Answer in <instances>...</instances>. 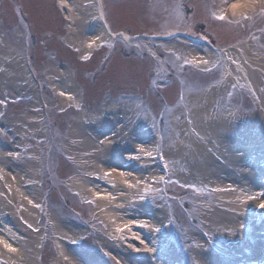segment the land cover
Returning a JSON list of instances; mask_svg holds the SVG:
<instances>
[{"label":"rangeland","instance_id":"1","mask_svg":"<svg viewBox=\"0 0 264 264\" xmlns=\"http://www.w3.org/2000/svg\"><path fill=\"white\" fill-rule=\"evenodd\" d=\"M235 2L90 0L77 6L80 0H68L76 14L102 8L115 35L82 53L84 48L68 42L79 40L73 10L68 22L56 0H0V41L10 54L0 50L2 192L10 197L8 187L16 186L7 163L28 177L20 183V200L1 208L2 218L20 233L23 250L34 242L35 264H63L65 258V264H134L143 247L157 250L159 244L179 257L161 264H193L191 253L209 246L217 264L264 259V218L249 213L233 192L264 214V123L256 118L264 120V0H255L260 7L252 18L230 11ZM229 12L242 21L230 19ZM243 44L251 64L235 50ZM57 64L67 67L76 98L67 89H62L66 98L54 91ZM106 104L108 119L95 118ZM85 115L95 122L91 130L106 127L111 133L94 139L92 152L80 154L73 136L87 133L80 126ZM140 141L148 143L151 154L164 155L168 173L158 160H143ZM103 152L140 171L139 201L119 217V222L132 218L150 226L137 233L139 242L132 237L127 245L115 242L113 226L103 220L110 207L80 192L82 179H90L83 174L96 171L84 165L97 164ZM153 173L160 182L151 181ZM168 185L171 195L165 192ZM98 194L93 195L111 197ZM156 209L163 216L159 227L168 224V234L150 238Z\"/></svg>","mask_w":264,"mask_h":264},{"label":"bare ground","instance_id":"2","mask_svg":"<svg viewBox=\"0 0 264 264\" xmlns=\"http://www.w3.org/2000/svg\"><path fill=\"white\" fill-rule=\"evenodd\" d=\"M100 0H96V2ZM236 1L235 3L241 4V3H247L250 6L246 9H239V11L246 12L247 14L253 13V11H258V8L260 6L255 5V0H234ZM68 3V1L63 0V3ZM74 3V2H73ZM90 3V0H80V3L77 4V6L81 5H86ZM69 5V6H68ZM70 9H69V8ZM67 10L69 12L68 17L73 19L72 17V10L73 14L76 15L74 20H75V28L79 33V40L76 42L73 39H70L68 42L74 46L78 47V49L84 48L82 50V53L88 52L90 46L93 48L95 47H100L102 46L105 42H107L109 39L114 38V33L110 30L107 20L105 19V16L103 14L102 8L87 10L85 12H81V10H78V13L76 14V10L72 8V3L67 4ZM71 10V11H70ZM80 30H83L87 35L82 36L84 33L81 32L80 36ZM86 30V31H85ZM125 37H128L124 33ZM84 44H88V46ZM4 43L0 41V50L2 51L3 56L8 57L10 54L9 52L3 47ZM86 50V51H85ZM236 51H238V56L240 60L244 63H249L251 64V58H249L248 52H247V45H239L237 48H235ZM243 74V68L240 70ZM54 75L51 76V80L54 83L53 84V89L54 91L59 94L60 97L66 98L64 95V90L62 89H67L69 94H72L74 98L77 97V88L73 84L72 76L67 73V67L63 66L62 64H57ZM57 84V85H56ZM60 86L62 88H60ZM81 98V97H80ZM69 100V99H68ZM74 104L80 109L82 106V100L77 99L74 100ZM108 105H105V108L96 112L94 114L95 118L103 120H107L108 117ZM113 114V113H112ZM256 118L261 121V123H264V120L258 116ZM255 118V119H256ZM87 120V121H86ZM89 119L87 118V115H85V119L80 120V126L83 129L88 128L87 133L83 132L82 134L79 132H76L73 138L75 137V143L78 146V152L80 154H86L87 152H92L93 151V140L94 139H104V136L109 133L107 132V128L103 127L100 130H91L89 128L90 125L94 124V121H88ZM100 124V123H99ZM111 124V130L116 127L115 123L110 121ZM258 124V123H257ZM106 131V132H105ZM6 136V134H5ZM110 143V142H108ZM115 144L117 143L114 142ZM140 147L142 148L143 152V160L145 162H152V158L154 161L159 162L163 168H165V172L168 173L169 170L167 169V162L168 160L164 158V155H161L160 153H157L155 150L153 154H151L150 150H148V143L140 141L138 143ZM120 146V145H119ZM110 149V148H109ZM157 149L159 152H161L162 147H158ZM99 151V150H97ZM134 151V150H132ZM3 154H0V157ZM99 159L97 160V164H91V166H88L87 164L84 165V167H87V169H93L96 170L95 174H90L88 175L87 173H84L83 176L90 178V179H82V186H81V194L84 195V193L90 192L91 194L89 197L96 199L100 206H108L110 207V213H105L103 216V220L107 221L106 224L109 225V227L113 226V239L115 242L126 244L130 240V238H134V241H140L136 235L137 232H142L144 231L147 232L145 224L139 223L137 219H132V218H127V220H120V215H123L125 212L129 211L128 209L135 204H137V201L139 199L135 196V192H137L140 186V181L138 180V177L140 175V171L136 168H134L133 164L130 163V161H123V159L119 156H114L110 154L109 152H103V154L98 157ZM132 160V158L130 159ZM14 168L13 171V176L9 177L10 180L14 181L16 186L13 187H8L9 188V193L10 197L5 196V194L2 192V187H3V182H2V176L4 173V169L0 171V264H16V261L21 262L22 264H35L34 259H35V245L33 241H30V247L31 249L23 250L22 245L20 244L18 238L20 233L14 228L13 230L6 227L5 220L2 218V214L4 211L2 209H9V206L12 205V202H18L20 200L21 196L24 194L22 189H20L23 180L25 182L28 180V177L22 176L21 175V170H16V167H14L12 164L7 163L5 168L10 169ZM134 176H130L129 174ZM124 174H127L129 176H124ZM25 177V178H24ZM83 177V178H84ZM152 182H160L161 180L159 179L156 174L153 173V176H151ZM150 180V179H149ZM168 183V182H167ZM165 183V184H167ZM113 184V185H111ZM144 186V187H143ZM19 187V188H18ZM142 187L146 189V184H143ZM168 187H165V192H168ZM60 192V198L62 199L64 205L68 207L70 205L69 198L66 196L63 190H58ZM78 192V193H80ZM108 193L111 195L110 198L107 199H98L94 195H99L98 193ZM234 193L237 194L239 200L241 203H244V205L247 206L249 213L255 214L257 216V219H262L264 218V214H260L256 208V203H254L252 200H250L247 197H243L240 195V193L236 190H233ZM94 195H93V194ZM185 196V195H183ZM10 204V205H9ZM71 206V205H70ZM187 207V205H186ZM2 208V209H1ZM170 209H172L170 207ZM32 210V208H31ZM245 210V211H246ZM171 211V210H170ZM109 215H112V217H115V219H111ZM118 218V219H116ZM154 222V225L149 229L150 235H148L150 238L155 237L157 238V235L159 236H164L167 235V226L168 224H163L162 227H159L161 223H163V216L160 213L159 209L155 210L154 218L152 219ZM222 223L225 224H230L234 225L235 220L232 221V219H223L221 220ZM220 221V222H221ZM30 222V220H29ZM32 225V222H30ZM168 223V222H167ZM238 225H242V223L237 222ZM139 226H142L144 229H140ZM54 229V228H53ZM52 229V230H53ZM264 231V228L262 229ZM19 235H18V234ZM60 236L66 239L67 236H65L63 233L57 232ZM164 233V235L162 234ZM264 236V234L262 235ZM208 237V236H207ZM129 239V240H128ZM178 241V240H175ZM158 242V241H157ZM5 244L8 245V247H5ZM127 245V244H126ZM212 245V244H211ZM162 244H159V249L155 250L152 253H149L146 247H143L141 250L142 252H138L139 254L137 257L134 256V259L136 260L134 264H161V263H167L170 261H177L178 260V255L175 252H165L164 249L161 248ZM210 247V246H209ZM209 247H201L199 251L196 253H191V259H193V264H217V261L215 260L213 253L215 252H210ZM212 250H216L213 246ZM9 248L14 249V251H10ZM98 249V252H100L101 255L106 257L107 259H112L111 255L102 250V248H98L95 246V249ZM148 248V247H147ZM130 253V249L127 250ZM247 251H251V249H248ZM189 255V252H187ZM190 256V255H189ZM68 260L67 258L64 259L63 264L67 263ZM179 261V260H178ZM259 264H264V259L260 258L259 259ZM114 264H119L118 262L113 260ZM238 264H242V262H237Z\"/></svg>","mask_w":264,"mask_h":264},{"label":"clouds","instance_id":"3","mask_svg":"<svg viewBox=\"0 0 264 264\" xmlns=\"http://www.w3.org/2000/svg\"><path fill=\"white\" fill-rule=\"evenodd\" d=\"M249 6H250V5L247 4V3L235 4V7H232V8L230 9V11H232V12H236V11L239 10V9H246V8H248Z\"/></svg>","mask_w":264,"mask_h":264},{"label":"snow or ice","instance_id":"4","mask_svg":"<svg viewBox=\"0 0 264 264\" xmlns=\"http://www.w3.org/2000/svg\"><path fill=\"white\" fill-rule=\"evenodd\" d=\"M232 7H235V4H234V5H232ZM220 19H223V17H220ZM262 207H264V205H262ZM5 247H8V245H7V244H5ZM9 250H10V251H14V249H11V248H9Z\"/></svg>","mask_w":264,"mask_h":264},{"label":"trees","instance_id":"5","mask_svg":"<svg viewBox=\"0 0 264 264\" xmlns=\"http://www.w3.org/2000/svg\"><path fill=\"white\" fill-rule=\"evenodd\" d=\"M199 38H200V37H199ZM168 192H169V194L171 195V193H170V187H168ZM68 202L71 203L70 199H69ZM69 208H70V205H69ZM70 209H71V208H70ZM72 209H73V206H72Z\"/></svg>","mask_w":264,"mask_h":264}]
</instances>
